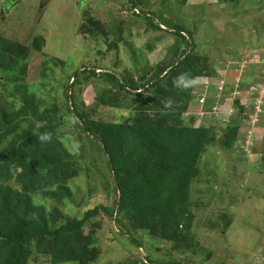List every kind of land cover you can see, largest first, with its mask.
Returning a JSON list of instances; mask_svg holds the SVG:
<instances>
[{"label": "rangeland", "instance_id": "obj_1", "mask_svg": "<svg viewBox=\"0 0 264 264\" xmlns=\"http://www.w3.org/2000/svg\"><path fill=\"white\" fill-rule=\"evenodd\" d=\"M134 4L128 0H0V44L5 49L0 47L12 51L19 45L14 52L29 53L13 77L19 80L17 88L40 109L35 128L59 122L46 131L50 135L46 142L57 138L69 156L82 162L78 175L66 184L56 177L46 187L40 183L31 195L33 207L45 211L50 221L59 214L74 218L80 210L95 206L110 211L117 207L121 194L114 191L102 145L87 138L72 121L70 84L78 82L72 87L76 104L93 118L131 122L134 107L144 101L120 89L110 74H117L119 80L143 79L152 70L169 66L161 76L166 87L171 82L174 87L185 86L183 79L190 71L174 72L181 53L175 31L182 26L194 32L199 55L192 64L198 69L208 66L202 76L193 78V103L184 114L195 116L196 125L213 126L218 137L229 121L237 120V141L229 148H221L218 141L202 156L192 183V222L183 229L182 249L175 241L152 235L148 223L143 229L133 228L128 220L120 225L117 213L110 216L100 209L79 236L91 239L99 249L86 264H152L151 260L264 264V0H134ZM8 83L0 92V97L6 96L0 118L6 121L19 117L21 111L20 103L9 96L18 100L20 94ZM201 97L207 100L202 103ZM235 99L244 111L234 105ZM32 126L20 122L13 134H0L1 165ZM37 170L43 177L50 167L43 161ZM63 186L71 194H61ZM48 190L58 198L48 195ZM39 239L29 241L37 248L28 264H84L43 253L40 247L47 240L41 244Z\"/></svg>", "mask_w": 264, "mask_h": 264}, {"label": "trees", "instance_id": "obj_2", "mask_svg": "<svg viewBox=\"0 0 264 264\" xmlns=\"http://www.w3.org/2000/svg\"><path fill=\"white\" fill-rule=\"evenodd\" d=\"M128 1L134 4V0ZM193 34L182 26H176L177 47L181 53L174 72L190 71L186 74L188 78L183 79L185 86L189 87H174L172 82L166 87L161 76L169 66H163L157 72L152 70L153 74L151 71L143 79L119 80L117 74H110L111 80L120 89L144 101L141 107H134L135 115L131 122H104L93 118L89 111L76 104L72 87L78 82L70 84L69 112L72 121L77 122L87 138H94L102 145L114 191L121 194V199L111 211L103 206L86 208L88 206L85 205L83 208L86 210H80L74 218H61L59 214L51 221L45 216V211L34 209L31 195L40 189V183L46 187L52 182V177L66 184L78 175L77 166L82 162L73 155L69 156L57 138L54 137L50 143L40 140L47 130L57 128L59 122L49 121L48 125L45 123L35 128L40 109L17 88L19 80L13 77L17 68L24 67L29 53L14 52L19 45L12 51H5L0 44L3 47H0V92L6 90L10 81L17 88L20 98L16 100L15 95L9 96L20 103L21 110L19 117L12 120L6 121L1 116L0 134H13L20 122L27 126L33 123L30 129L26 128L25 135L28 136L20 138L11 156L6 157L2 165L0 160V264H28L36 247L29 241L37 237L47 240L45 246L40 247L43 253L54 259L86 264L93 253H99V249L94 247L91 239L79 236L89 218L97 216L100 209L110 216L117 213L116 222L120 225H125L128 220L133 228L143 229L148 223L152 235L168 242L175 241L179 249L183 248L181 244L186 238L183 229L187 230L192 222L189 205L192 183L199 175L198 165L202 156L208 147L218 141L221 148L233 146L240 127L237 120L229 121L218 137L213 126L196 125L195 116H185L193 103V78L202 76L208 67L204 63L198 69L196 64H192L199 55ZM185 64L188 65L183 67ZM188 81H191L190 84ZM3 96L0 97V104ZM204 99L207 100V97ZM234 105L240 106L242 111L245 109L239 99H235ZM43 161L50 170L49 174L41 177L37 164ZM64 188L61 194H71L68 187ZM42 189L45 194L47 190ZM48 195L58 198L55 191H49ZM42 240L38 242L44 244ZM76 241L78 246L74 245Z\"/></svg>", "mask_w": 264, "mask_h": 264}, {"label": "clouds", "instance_id": "obj_3", "mask_svg": "<svg viewBox=\"0 0 264 264\" xmlns=\"http://www.w3.org/2000/svg\"><path fill=\"white\" fill-rule=\"evenodd\" d=\"M201 98H203V97H201ZM200 98V99H201ZM204 99V98H203ZM204 102V101H203ZM202 102V103H203ZM50 139V135H48V134H44V135H41L40 136V140H42V141H47V140H49Z\"/></svg>", "mask_w": 264, "mask_h": 264}, {"label": "built area", "instance_id": "obj_4", "mask_svg": "<svg viewBox=\"0 0 264 264\" xmlns=\"http://www.w3.org/2000/svg\"><path fill=\"white\" fill-rule=\"evenodd\" d=\"M201 101L203 102V101H204V99H203V98H201Z\"/></svg>", "mask_w": 264, "mask_h": 264}]
</instances>
